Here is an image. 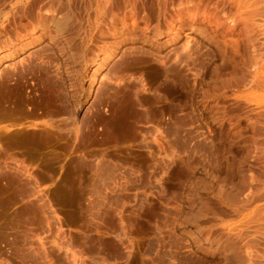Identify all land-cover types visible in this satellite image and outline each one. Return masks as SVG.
Segmentation results:
<instances>
[{
	"label": "rangeland",
	"instance_id": "374dc122",
	"mask_svg": "<svg viewBox=\"0 0 264 264\" xmlns=\"http://www.w3.org/2000/svg\"><path fill=\"white\" fill-rule=\"evenodd\" d=\"M59 1L0 0V264H225L264 135L233 3Z\"/></svg>",
	"mask_w": 264,
	"mask_h": 264
},
{
	"label": "bare ground",
	"instance_id": "6f19581e",
	"mask_svg": "<svg viewBox=\"0 0 264 264\" xmlns=\"http://www.w3.org/2000/svg\"><path fill=\"white\" fill-rule=\"evenodd\" d=\"M230 1L235 7V21L242 22L248 38H255L254 45L257 46L255 59L243 75L255 87L254 124L257 129V124H261L258 122L264 120V0ZM7 55L1 54L4 58ZM247 151L255 154V158L250 154L257 163L255 175H243L240 183L230 189L222 184L214 188V194L232 207L239 220L234 223L220 221L219 230L213 236L211 228L200 234L205 243L225 248V264H264V135L256 133Z\"/></svg>",
	"mask_w": 264,
	"mask_h": 264
}]
</instances>
